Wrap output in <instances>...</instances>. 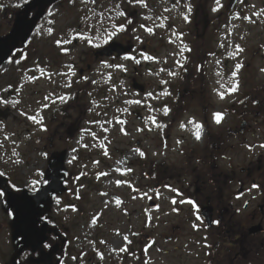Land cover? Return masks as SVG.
Returning <instances> with one entry per match:
<instances>
[{"label":"flooded vegetation","instance_id":"1","mask_svg":"<svg viewBox=\"0 0 264 264\" xmlns=\"http://www.w3.org/2000/svg\"><path fill=\"white\" fill-rule=\"evenodd\" d=\"M65 1L48 7L41 20L46 21L47 38L38 67H27V46H20L0 67V125L21 122L19 112L24 110L27 127L28 71L39 70L48 78L55 71L59 75L78 69L83 77L98 63L117 64L136 55L140 68L158 64L154 69L161 70L156 72L153 85L156 95H165L159 103L176 115L170 118L173 120L168 129L191 109L201 129L195 123L189 124V135H182L184 142L175 149V161L170 170L164 171L167 177L141 184L140 200H145L147 208H143L134 226L102 243L94 237L74 236L75 225H66L60 215H54V209L60 213L71 206L72 172L67 168L64 189L50 196L42 207L39 226L47 224L42 250L27 248L20 256L2 259L1 264H264V81H255L258 72L252 63L245 68L223 65L225 36H234L239 44L243 33L252 30L248 25L242 30L228 25L238 20L245 23V16H252L264 35V3L229 1L224 6V0H95L90 4L95 10L91 15L60 22L53 11ZM7 20L8 31L0 37L9 35L15 16ZM96 35L103 36L105 43L78 52L81 43L87 46ZM113 42L130 44L133 50L121 58L118 54L108 58L96 55V50ZM230 77L251 87L246 97L230 103L236 113L224 125L223 118L216 122V109L211 106L224 104L220 93L224 94L227 84L224 78ZM56 83L50 81L48 92L43 94V100L47 99L43 112L59 102ZM74 108L73 104L51 110L50 123L55 128L53 125L47 130L49 137L43 146L50 160L43 181L35 187L24 184L17 174L5 172L9 159L6 149L12 135L0 129V177L7 180L11 192H34L48 183L49 164L65 150L58 144ZM196 132H200V139H196ZM27 133L26 128L24 137ZM241 147L248 151L240 160ZM0 193V200L6 202L8 192L4 186ZM52 248L56 249L51 259L34 261Z\"/></svg>","mask_w":264,"mask_h":264},{"label":"rangeland","instance_id":"2","mask_svg":"<svg viewBox=\"0 0 264 264\" xmlns=\"http://www.w3.org/2000/svg\"><path fill=\"white\" fill-rule=\"evenodd\" d=\"M29 1L31 0H0V35L8 31V16L13 14L16 17ZM239 1L264 3V0ZM228 2L229 0H224V6ZM91 3L92 0H66L63 6L53 11V16L59 21L61 19L60 22L74 16L87 17L95 11L90 9ZM245 17L246 24L238 20L228 25L237 29L240 27L241 30L248 25L252 30L243 33V40L239 44L234 36H225L223 65L230 68L240 65L245 68L252 63L251 66H255L258 72V79L255 81H264V73L260 72L264 71V35L261 27L255 24L256 18ZM45 22L39 24L26 47L24 55L28 54L27 67H38L41 47L47 38ZM104 39L103 36L96 35L87 46L81 43L78 52L96 49L105 43ZM133 58H124L117 64L98 63L93 71L83 77L79 76L78 69H68L59 75L55 71L48 78L39 70L28 71L27 127L24 110L19 112L21 122L9 121L0 125V129L12 135L9 137V148L6 149L9 159L5 172L15 173L24 184L35 187L43 181L50 160L46 157L43 146L49 137L47 130L50 131L53 125L55 128V124L50 123L51 110L75 105L76 108L65 121L64 138L58 144L68 151L65 166L72 172L70 186L73 194L69 197L71 206L60 213L54 209V215H60L66 225H75L74 236H89L90 240L94 237L101 243L111 241V237L122 234L126 228L137 223L143 208H147L145 200H140L141 184L147 183L148 179L167 177L164 171L170 170L174 163L175 160L172 159L175 149L184 142L182 135H189V124L195 123L196 128L201 129L195 122L197 120L193 116V109L183 117H178L173 128L168 129L173 120L170 118L176 115H172L166 106L159 103V98L165 95H156L153 85L156 72L161 70L154 69L158 64L142 69L136 63V55ZM137 66L139 75L134 70ZM135 77L147 86V92L143 95L133 91L131 87V80ZM50 81L57 82L59 102L43 112V106L47 104V99L43 100V94L48 92ZM75 81L77 84L71 86L70 83ZM224 82L227 83L224 85V104L217 103L211 107L216 109V113L222 114L225 125L236 113L233 111L234 106H229L230 103L246 97L251 86L238 82L235 77L224 78ZM233 87L236 88L235 91H231ZM21 99L26 97L21 95ZM165 109L168 110L167 114ZM198 112L201 113V110ZM136 113H140L143 119H137ZM22 121H25L24 125ZM26 128L28 133L24 137ZM68 130L69 133L65 135ZM247 151L246 147L240 148V160L247 155ZM10 219V211L5 210L4 202L0 200V264L2 259L10 260L17 252L14 241L11 240Z\"/></svg>","mask_w":264,"mask_h":264},{"label":"water","instance_id":"3","mask_svg":"<svg viewBox=\"0 0 264 264\" xmlns=\"http://www.w3.org/2000/svg\"><path fill=\"white\" fill-rule=\"evenodd\" d=\"M59 0H32L25 4L22 10L18 13L14 27L9 35L0 38V65L6 62L10 54L17 49L20 44L26 45L31 37V33L39 20L45 15V10L51 4ZM237 0H231L232 3ZM37 10L35 15L30 18V12ZM131 47H122L121 44L113 43L104 48L100 54L111 56L113 53L118 52L120 56L129 52ZM133 88L140 91H145V86L139 84L137 80H133ZM66 152H62L49 165V184L42 187L37 192L31 193L24 191L21 195L8 192V200L6 203L7 210H14V219L12 223L13 239L19 240L17 248L19 253L23 252L26 248L31 250H40L42 244L46 241L47 224L42 228L38 226L41 216V207L44 202L49 200L50 195H56L62 190V183L65 178L63 173H66L64 168ZM4 186L8 189L5 179L0 178V189ZM56 248L52 249L48 254H42L41 258L36 259V263L46 262L45 258L52 257Z\"/></svg>","mask_w":264,"mask_h":264},{"label":"snow or ice","instance_id":"4","mask_svg":"<svg viewBox=\"0 0 264 264\" xmlns=\"http://www.w3.org/2000/svg\"><path fill=\"white\" fill-rule=\"evenodd\" d=\"M92 2H95V0H92ZM217 3H219V0H217ZM122 15H123V13H122ZM186 19H187V17H186ZM121 27H123V26H121ZM142 27H143V25H142ZM149 31H151V29H149ZM49 32H51V30H49ZM239 67H240V65H237V68H239ZM235 90H236L235 87H233L231 89V91H235ZM220 96H221L222 99L224 98V94L223 93H220ZM137 103H139V101H137ZM167 112H168V110L165 109V114H167ZM221 119H222V114H220V113L215 114V120H216L217 123H220ZM195 135H196V139H200V132H196ZM261 147H264V145H261ZM141 155H143V153H141ZM0 175H3V173H0ZM117 183H120V182L118 181ZM253 187H258V186L257 185H253ZM0 195H3V193H0ZM118 203H119V201H118ZM173 203H175V201H173ZM189 203H192V202L189 201ZM197 211H198V209H197ZM197 219H200V217L197 216ZM94 223H95V220H93V224Z\"/></svg>","mask_w":264,"mask_h":264},{"label":"bare ground","instance_id":"5","mask_svg":"<svg viewBox=\"0 0 264 264\" xmlns=\"http://www.w3.org/2000/svg\"><path fill=\"white\" fill-rule=\"evenodd\" d=\"M125 159H127L128 160V158L127 157H125ZM129 161V160H128Z\"/></svg>","mask_w":264,"mask_h":264}]
</instances>
